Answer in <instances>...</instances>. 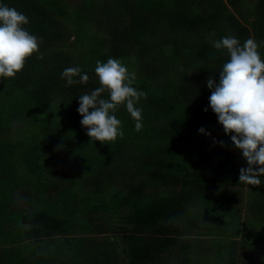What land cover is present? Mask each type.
Wrapping results in <instances>:
<instances>
[{"label":"trees","instance_id":"16d2710c","mask_svg":"<svg viewBox=\"0 0 264 264\" xmlns=\"http://www.w3.org/2000/svg\"><path fill=\"white\" fill-rule=\"evenodd\" d=\"M228 1L0 0L40 40L15 78L0 77V264H37L40 251L52 264H167L177 253L191 264L197 250L201 264H264V176L242 214L246 160L209 106L207 79L218 83L230 58L212 42L249 39ZM248 2L263 59L264 0ZM108 58L147 98L135 105L142 129L121 105L123 137L101 144L77 109ZM68 67L88 82L67 86ZM200 230L212 236L181 233Z\"/></svg>","mask_w":264,"mask_h":264},{"label":"clouds","instance_id":"9594fccd","mask_svg":"<svg viewBox=\"0 0 264 264\" xmlns=\"http://www.w3.org/2000/svg\"><path fill=\"white\" fill-rule=\"evenodd\" d=\"M28 23L24 14L0 5V77L15 78L26 60L39 51L40 40L23 27ZM212 44L215 49H225L230 58L219 72L218 83L211 77L207 79V87L212 90L209 106L225 134H233L231 142L247 162V167L239 170V182L260 186V177L264 176V59L253 38L241 45L236 37L226 36ZM81 71L79 67H68L61 76L67 86L86 84L89 76ZM94 71L100 86L90 94L81 95L77 109L83 117L80 123L87 129L86 135L101 144L123 137L121 121L114 114L121 105L126 106L135 121V130L140 131L142 110L135 105L147 95L132 86L135 74H130L114 58L97 61ZM105 92L109 96L107 100L101 98ZM198 131L205 132L203 128Z\"/></svg>","mask_w":264,"mask_h":264},{"label":"rangeland","instance_id":"374dc122","mask_svg":"<svg viewBox=\"0 0 264 264\" xmlns=\"http://www.w3.org/2000/svg\"><path fill=\"white\" fill-rule=\"evenodd\" d=\"M66 1H68L69 3H73V1H75V0H66ZM245 1H246L245 3H242V0H229L228 1V6L232 10H236V9L238 10V11H236L237 16H239L241 19L243 17L244 20H242V21L247 26V28L249 27V29H250L249 30L250 31L249 38H253L255 41H257L256 40L257 37L254 35L253 30H252L253 27H251V25H250L251 23L247 22L248 19L251 20L253 18L251 16V12L248 10L250 8V7H248V3L249 2H248V0H245ZM242 164H243V168H246L247 167V163L246 162H243ZM249 187H251V185L245 184L244 187L238 189V190H241V192H242V198L244 199L242 201V203L240 204V206H241L240 207V210H241L242 214H244L247 211V208H248L247 207V205H248V203H247L248 202V197L246 196V194L249 191ZM235 191L237 192V189H235ZM244 196H246V197H244ZM238 198H239V196H238ZM22 206H23V210L24 211H28L30 209V207H29V205L27 203L23 204ZM235 207H236V205H235ZM207 232H210V231H207ZM207 232L200 230L198 232L182 231L181 233L186 234V235L187 234H190V235L195 236V237H203V238H209V237H211L212 234L211 233H207ZM120 245L122 246V243ZM121 246H119V247H121ZM195 252H196V255H195L196 258L192 259V261L190 260L191 261V264H201V261H203L202 259H205L208 256V254H205V252H203L201 250H197ZM36 254L37 255H35V259L34 260L37 262V264H52V260L46 262L43 259L42 255H41V251L38 252V253H36ZM93 254H94V249L93 250H90V255L93 256ZM40 255H41V257L39 258L38 256H40ZM181 255H182L181 253L180 254L177 253L176 255L171 256L169 259H167V261H166L167 264H182L181 263L182 261L189 260L188 258L190 257L191 254L186 255V256H183V259H181ZM29 260L31 261V259H29ZM164 262H165V260H164ZM82 264H85V263H82Z\"/></svg>","mask_w":264,"mask_h":264}]
</instances>
